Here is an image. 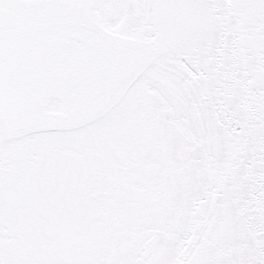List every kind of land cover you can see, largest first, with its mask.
Returning <instances> with one entry per match:
<instances>
[{
  "label": "snow or ice",
  "instance_id": "6c2138e0",
  "mask_svg": "<svg viewBox=\"0 0 264 264\" xmlns=\"http://www.w3.org/2000/svg\"><path fill=\"white\" fill-rule=\"evenodd\" d=\"M0 264H264V0H0Z\"/></svg>",
  "mask_w": 264,
  "mask_h": 264
}]
</instances>
